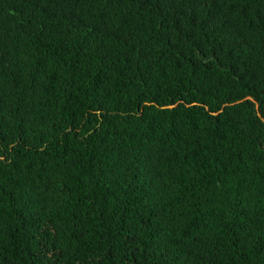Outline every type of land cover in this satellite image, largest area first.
I'll return each instance as SVG.
<instances>
[{
  "label": "trees",
  "instance_id": "trees-1",
  "mask_svg": "<svg viewBox=\"0 0 264 264\" xmlns=\"http://www.w3.org/2000/svg\"><path fill=\"white\" fill-rule=\"evenodd\" d=\"M0 264H264V0H0Z\"/></svg>",
  "mask_w": 264,
  "mask_h": 264
}]
</instances>
